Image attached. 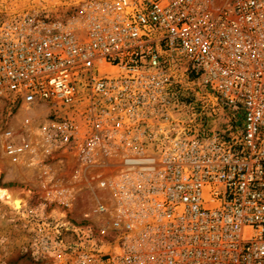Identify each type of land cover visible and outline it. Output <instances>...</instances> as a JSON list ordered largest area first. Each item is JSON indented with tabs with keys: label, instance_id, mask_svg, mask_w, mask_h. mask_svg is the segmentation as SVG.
<instances>
[{
	"label": "built area",
	"instance_id": "2783aa9c",
	"mask_svg": "<svg viewBox=\"0 0 264 264\" xmlns=\"http://www.w3.org/2000/svg\"><path fill=\"white\" fill-rule=\"evenodd\" d=\"M25 3L0 12V102L25 113L2 148L37 247L264 264V0Z\"/></svg>",
	"mask_w": 264,
	"mask_h": 264
},
{
	"label": "rangeland",
	"instance_id": "374dc122",
	"mask_svg": "<svg viewBox=\"0 0 264 264\" xmlns=\"http://www.w3.org/2000/svg\"><path fill=\"white\" fill-rule=\"evenodd\" d=\"M15 1V2H14ZM52 0H49L51 3ZM37 4V3H36ZM38 5L40 3L38 2ZM25 0H0V12L18 10L27 7ZM58 7L57 12L62 13ZM74 9L68 11L72 14ZM37 111V112H35ZM30 110L26 114L34 116L40 110ZM25 113L18 106H9L0 102V187L10 191L20 192L19 195L28 201V190L30 187L21 179L14 177L11 166L3 154L2 133L5 129H21V121ZM228 117H214V123H225ZM21 131V130H20ZM27 191V192H26ZM10 200L0 199V264H60L56 256L51 252H46L37 247V229L30 220L29 210H23V205L19 212L13 210ZM23 204V202H22ZM14 205V204H13Z\"/></svg>",
	"mask_w": 264,
	"mask_h": 264
},
{
	"label": "bare ground",
	"instance_id": "6f19581e",
	"mask_svg": "<svg viewBox=\"0 0 264 264\" xmlns=\"http://www.w3.org/2000/svg\"><path fill=\"white\" fill-rule=\"evenodd\" d=\"M27 192V191H26ZM20 192L10 191L0 187V199L10 200L16 208L22 206L24 199L19 195Z\"/></svg>",
	"mask_w": 264,
	"mask_h": 264
}]
</instances>
